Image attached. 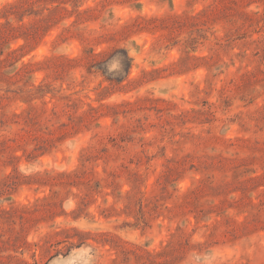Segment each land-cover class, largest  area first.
<instances>
[{"label": "rangeland", "instance_id": "obj_1", "mask_svg": "<svg viewBox=\"0 0 264 264\" xmlns=\"http://www.w3.org/2000/svg\"><path fill=\"white\" fill-rule=\"evenodd\" d=\"M17 1L0 264H264V0Z\"/></svg>", "mask_w": 264, "mask_h": 264}, {"label": "trees", "instance_id": "obj_2", "mask_svg": "<svg viewBox=\"0 0 264 264\" xmlns=\"http://www.w3.org/2000/svg\"><path fill=\"white\" fill-rule=\"evenodd\" d=\"M23 5L21 4V0H18L17 2H15V4H12L9 6V10H7L8 12H20L18 11L20 8H22ZM12 9H17V11H10Z\"/></svg>", "mask_w": 264, "mask_h": 264}]
</instances>
